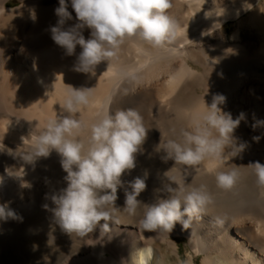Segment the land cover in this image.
I'll list each match as a JSON object with an SVG mask.
<instances>
[{"label":"bare ground","instance_id":"obj_1","mask_svg":"<svg viewBox=\"0 0 264 264\" xmlns=\"http://www.w3.org/2000/svg\"><path fill=\"white\" fill-rule=\"evenodd\" d=\"M66 3L73 17L67 28L78 21L71 0ZM57 7L59 0H0V205L17 216L0 220V264H132L144 247L152 249L149 264H165L162 252L156 258L157 249L163 243L180 255L179 237H187L193 249L188 264H196L201 254L203 264H264V187L248 167L264 165V123H258L264 122V0H171L168 13L178 25L173 45L157 49L126 42L109 66L102 61L92 73L74 70L80 46L67 56L51 39ZM232 21L238 23L231 34ZM82 34L87 40L91 30L85 27ZM129 69L137 70L138 81L123 76ZM65 85L93 88L89 103L74 114L77 118L90 123L106 107L112 112L135 108L148 128L136 166L122 174L117 190L115 215L121 224L110 223L112 232L103 238L99 227L90 234L92 240L70 237L44 209L45 204L53 208L51 196L67 187L55 150L34 163L17 156L49 119L68 115L63 111ZM215 94L226 97L219 107L234 120L244 114L233 132L234 143L245 145L243 151L225 159L205 158L194 168L165 160L166 153L157 150L161 133L167 140L176 138L173 128L177 136L180 129L191 130L205 110L204 101L210 105ZM173 167L170 178L186 187L203 185L211 202L187 230L177 223L155 239L158 233H141L137 227L142 209L123 213L124 193L140 177L146 182L137 197L142 204L167 199L165 186L178 187L165 175ZM230 170L237 172L233 186L217 187L216 173ZM50 232L54 241L48 243Z\"/></svg>","mask_w":264,"mask_h":264},{"label":"clouds","instance_id":"obj_2","mask_svg":"<svg viewBox=\"0 0 264 264\" xmlns=\"http://www.w3.org/2000/svg\"><path fill=\"white\" fill-rule=\"evenodd\" d=\"M170 7L171 0H71L78 22L66 28V22L73 17L66 0H59V7L55 9L58 20L50 28L51 39L67 56L74 55L76 47L80 46L82 51L74 70L92 73L102 61H107L109 66L126 42L148 44L157 49L173 45L177 40L178 25L168 13ZM85 27L91 30V37L87 40L82 34ZM136 71L129 69L123 76L138 81ZM66 87L69 91L63 102V111L68 115L49 119L39 134L30 135V138L35 137L31 146L17 156L25 163H34L38 158H47L55 150L67 174L64 178L67 187L51 196L53 208L49 209L45 204L44 209L51 211L54 224L70 237H90L99 227L103 238L112 232L110 223L121 224L115 215L119 212L114 206L117 190L122 187V174L135 168L136 154L145 141L148 128L135 108L112 112L106 107L87 123L74 114L89 103L93 88ZM225 101L222 94L213 95L210 105L204 101L205 110L192 123L191 130L180 129L178 136L176 129L170 130L176 138L164 140L160 132L161 143L157 150L166 153L164 159L173 160L175 165L194 168L205 158L225 159L243 151L245 145L234 143L233 132L244 119V114L234 120L230 113H224L219 107ZM22 140L26 138L22 137ZM227 148L231 151L226 153ZM248 167L254 168L258 184L264 187V165L255 162ZM174 168L165 175L178 187L165 186L169 194L167 199L142 204L137 197L145 191L146 182L140 177L129 182L131 191L125 190L124 193L123 213L135 215L137 209H142L137 227L141 233H158L155 239L169 234L177 223L187 230L192 218L202 213L211 202L203 185L186 187L181 181L170 178L168 173ZM236 178L235 170L218 171L215 176L217 187L221 189L231 188ZM8 219H17L16 213L6 204L0 205V220ZM50 241H54L51 232L48 243ZM151 256L152 249L144 247L133 256L132 264H149Z\"/></svg>","mask_w":264,"mask_h":264},{"label":"rangeland","instance_id":"obj_3","mask_svg":"<svg viewBox=\"0 0 264 264\" xmlns=\"http://www.w3.org/2000/svg\"><path fill=\"white\" fill-rule=\"evenodd\" d=\"M16 2V1H15ZM18 3V0H17ZM238 23V21H232L230 22L231 34L235 31L233 29V26H235ZM248 35H250L249 31L247 32ZM88 240H92V238H88ZM161 245V244H160ZM179 251L180 255L175 252H168L167 245H161V248L157 249L156 258H158L162 252L164 263L165 264H188L190 260V256L193 255V249L191 248L189 244V239L187 237H179ZM196 257V264H203V258L204 255L201 254ZM156 261V260H155ZM156 264V263H155Z\"/></svg>","mask_w":264,"mask_h":264}]
</instances>
